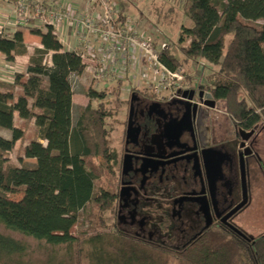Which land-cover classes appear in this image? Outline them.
Segmentation results:
<instances>
[{
    "label": "trees",
    "instance_id": "16d2710c",
    "mask_svg": "<svg viewBox=\"0 0 264 264\" xmlns=\"http://www.w3.org/2000/svg\"><path fill=\"white\" fill-rule=\"evenodd\" d=\"M117 6V23L124 26L126 9ZM183 16L192 23L181 26L178 39L185 60L167 46L161 62L181 72L183 63L205 60L217 68L207 77L208 89L227 102L232 119L247 130L264 125V0H186ZM26 30L41 38L42 48L30 53ZM0 53L10 64L29 58L26 73H16L12 83L0 80V132H11V139L0 133V226L51 249L46 264H264V233L246 240L210 229L182 250L142 240L117 223L107 229L103 221L92 233L74 235L102 194L97 181L121 173L125 134L118 149L110 127L118 111L109 92L90 88L87 96L98 104L90 103L73 124L71 78L86 66L50 26L22 28L12 38L0 34ZM18 143L21 165L10 159ZM101 158L108 167L97 162ZM17 194L23 198L13 201ZM106 207L116 214V198ZM29 257L27 243L0 231V264H32Z\"/></svg>",
    "mask_w": 264,
    "mask_h": 264
},
{
    "label": "flooded vegetation",
    "instance_id": "af4514ba",
    "mask_svg": "<svg viewBox=\"0 0 264 264\" xmlns=\"http://www.w3.org/2000/svg\"><path fill=\"white\" fill-rule=\"evenodd\" d=\"M156 96L160 99L133 94L130 100L114 197L117 226L177 250L210 229L235 234L237 229L254 239L238 220L252 205L253 162L264 172V125L245 129L219 109L226 101L198 85L180 88L177 97ZM244 165L248 202L237 210L245 200Z\"/></svg>",
    "mask_w": 264,
    "mask_h": 264
},
{
    "label": "rangeland",
    "instance_id": "374dc122",
    "mask_svg": "<svg viewBox=\"0 0 264 264\" xmlns=\"http://www.w3.org/2000/svg\"><path fill=\"white\" fill-rule=\"evenodd\" d=\"M63 3L71 4L72 2L80 4V13L85 12L86 8H89V12L93 15H102V10L98 4H94L87 0H62ZM113 3H120L126 9L128 19L131 26H135L138 35L146 34L154 46L159 52L162 49L170 46L171 52L180 61L185 60V56L182 52V47L178 44L180 35V29L182 25L191 27L192 23L190 20L184 19L183 9L186 0H112ZM5 6L12 7V5L3 3ZM15 15V12H14ZM0 23V27H1ZM14 25V24H13ZM15 28V26L13 27ZM141 56V55H140ZM20 68H25L23 60L19 63ZM126 71H122V75L128 82L121 94L113 92V96L109 98L111 107L117 110L120 114L110 122V127H113V146L120 149L124 132L126 130V124L122 123L127 120L129 113V102L132 93L136 87L141 89H147L149 92L162 95L168 93L162 91V86L166 83L162 72H156L154 66H152L148 60L144 57L133 58L131 60V66ZM22 70V69H21ZM217 68L209 64L205 60L189 61L183 63V68L179 75L183 78L180 88H186L193 84L194 87L200 86L202 88H208L207 77L216 72ZM131 73V82H129V74ZM186 73V74H185ZM11 74V72H10ZM12 75V74H11ZM108 77V76H107ZM106 76L101 79H94L92 84L104 83L101 88H106V83L111 79H107ZM99 82V83H98ZM74 83V81H72ZM179 83V81H178ZM98 87V86H97ZM124 93V94H123ZM171 97V94H168ZM93 106L98 104L97 101H91ZM223 112L228 113L227 102L224 103L220 108ZM79 116V114H78ZM120 116V117H119ZM77 119V114H75ZM23 122L18 121L17 126L21 127ZM122 125V126H120ZM32 133V132H31ZM10 131H3L2 136L5 138L10 137ZM20 143L16 145L15 151L10 154V159L13 163L19 164L17 159V153L19 150ZM26 163L30 165L36 164V160H26ZM261 161L264 165V149L261 151ZM101 162L105 167H108V161L105 158L97 160ZM21 165V164H19ZM264 172L261 167L253 162L250 168V183H251V195L253 197L251 207L244 213L243 216L238 220L239 225L250 235L256 237L264 233ZM121 174V173H120ZM120 176V175H119ZM119 177L112 178L108 173H105L102 178L97 181L96 187L98 191L102 192L100 198L94 199L91 202L87 210L79 221L78 225L73 229V234L78 236L83 233H92L93 230L98 229L100 222H105L107 229L111 228L117 223V213L115 214L112 209H108V202L114 199L118 192ZM23 198V194H17L12 196L13 201H20ZM0 231L6 235L15 237L27 243L30 247V259L32 264H46L48 261L51 249L47 248L43 244H40L32 239H28L20 236L19 234L5 230L0 226Z\"/></svg>",
    "mask_w": 264,
    "mask_h": 264
},
{
    "label": "built area",
    "instance_id": "2783aa9c",
    "mask_svg": "<svg viewBox=\"0 0 264 264\" xmlns=\"http://www.w3.org/2000/svg\"><path fill=\"white\" fill-rule=\"evenodd\" d=\"M87 1L89 4L90 2L93 5L98 4L102 15H93L89 11L79 14L77 4L63 3L62 0H0L13 6L15 26L18 28L45 29L50 26L57 35L66 27H72L75 34L81 37L82 48L78 54L83 63L94 66L91 71L94 79L104 78L105 70L98 69V66H104L108 62L112 63V66L120 63L122 71L128 70L134 53L138 52L154 66L156 72L163 73L166 83L161 87L162 91L170 93L171 97H177L183 78L161 62V52L157 50L152 40L146 34L138 35L130 21L120 26L117 23L118 6L112 0ZM0 34L3 35L1 30ZM91 37L99 39L107 46L101 60L96 57Z\"/></svg>",
    "mask_w": 264,
    "mask_h": 264
},
{
    "label": "crops",
    "instance_id": "0c3cea01",
    "mask_svg": "<svg viewBox=\"0 0 264 264\" xmlns=\"http://www.w3.org/2000/svg\"><path fill=\"white\" fill-rule=\"evenodd\" d=\"M74 4H77V7H78L77 11L78 13H80V4L75 3V2ZM11 9L12 7L5 6L3 5V2H0V23H2L0 30L3 33V36L7 38H12L16 32L22 29V28H18L15 26L16 17L14 15V12ZM88 11H89V8H86L85 12H88ZM14 26L15 28H13ZM57 36L60 42L62 43L65 51L75 52V53L81 52V48H82L81 37L75 34L72 27H66L64 31L62 33L60 32L59 34H57ZM90 40H91L92 46L94 47L96 51V57L99 60H101L103 57V54L105 53L106 47H107L106 44L101 43L99 39L94 38V37H91ZM24 41L30 53H32L34 48H42L41 38L38 36L32 35L28 30L24 31ZM138 57L141 58L140 54L138 52H135L134 59ZM21 60H23L25 63L24 69L18 67L20 66L19 63ZM28 61H29L28 57H22V58H18L15 64H10L5 61L4 56L0 53V80L8 82V83H12L14 81V77L16 73H26L27 67H28ZM85 66L86 68L81 75H74L71 78L72 81H74L73 83V94H74L73 95V111H72L73 124H76L82 110L85 109L91 103L89 97L87 96V92L90 88H93L94 90H97V91L109 92V97H108L109 99L111 96H113V92L114 93L118 92L119 94H121L122 89L125 86H128L127 85L128 81L125 79L127 77V74L126 76L122 75V66L120 65V63H118L117 66H112V63L108 62L104 66H98V69L105 70V76L106 77L108 76L107 79H111L109 82L106 83L107 84L106 88L104 87L101 88L104 83L97 84L98 87L92 84L93 75L91 71L92 69H94V66L88 65L87 63H85ZM130 66H131V63H130ZM129 69H131V67ZM10 72L12 75L10 74ZM129 79H130L129 82H131V73L129 74ZM136 88H138L141 91L138 93L137 91H134L132 95L136 94L140 96L141 98L147 97L149 99H155V100L160 99L158 96H156L158 94L155 95V93H151L147 89H141L139 87H136ZM152 94L153 96H151ZM130 100L127 101V103L129 102L130 104ZM130 112H131V109H130ZM75 114H77V119H75ZM118 115L120 114H117L116 117ZM116 117H114V119H116ZM126 121L127 120H124L123 123L126 124ZM3 131H7V130H2L0 132L1 135ZM124 134H126V130ZM6 139H11V135L10 137Z\"/></svg>",
    "mask_w": 264,
    "mask_h": 264
},
{
    "label": "water",
    "instance_id": "95a60500",
    "mask_svg": "<svg viewBox=\"0 0 264 264\" xmlns=\"http://www.w3.org/2000/svg\"><path fill=\"white\" fill-rule=\"evenodd\" d=\"M208 96H210V97H212L211 96V94H207V97ZM212 105H213V103H212ZM132 108H131V118H132ZM130 129H131V119H130V121H129V129H128V135H129V133H130ZM129 137V136H128ZM128 137H127V139H128ZM242 177H243V182H244V187H245V200L243 201V203L240 205V207L237 209V210H239V209H241V208H243L246 204H247V202H248V197H247V192H246V188H247V176H246V168H245V165L244 166H242ZM122 194H123V191H122ZM236 210V211H237ZM235 230V232L237 233V234H239L241 237H243L244 239H246V240H250L246 235H244L241 231H239V230H237V229H234Z\"/></svg>",
    "mask_w": 264,
    "mask_h": 264
}]
</instances>
